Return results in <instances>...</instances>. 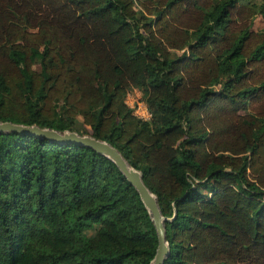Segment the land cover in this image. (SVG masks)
I'll list each match as a JSON object with an SVG mask.
<instances>
[{
	"label": "trees",
	"instance_id": "1",
	"mask_svg": "<svg viewBox=\"0 0 264 264\" xmlns=\"http://www.w3.org/2000/svg\"><path fill=\"white\" fill-rule=\"evenodd\" d=\"M134 3L0 0V119L116 146L174 215L164 264H264V0ZM156 246L112 160L0 132V264H150Z\"/></svg>",
	"mask_w": 264,
	"mask_h": 264
},
{
	"label": "water",
	"instance_id": "2",
	"mask_svg": "<svg viewBox=\"0 0 264 264\" xmlns=\"http://www.w3.org/2000/svg\"><path fill=\"white\" fill-rule=\"evenodd\" d=\"M0 132H15L32 134L61 143H76L93 148L98 153L112 160L127 180L134 186L142 200L155 228L157 246L150 264H164L170 254V247L166 237V222L172 220L165 216L159 206L156 194L146 185L141 170L132 166L121 151L107 140L93 136L91 133H79L76 130H60L37 123H21L0 119Z\"/></svg>",
	"mask_w": 264,
	"mask_h": 264
},
{
	"label": "rangeland",
	"instance_id": "3",
	"mask_svg": "<svg viewBox=\"0 0 264 264\" xmlns=\"http://www.w3.org/2000/svg\"><path fill=\"white\" fill-rule=\"evenodd\" d=\"M140 1L142 0H135V8H139L140 7ZM254 2H260L261 0H252ZM252 29L254 30H259V29H264V17H262L261 14H257L254 18H253V22H252ZM174 51V50H172ZM176 52L178 54H180L182 52V50H176ZM34 68H36L37 70H39L40 66L39 64H34ZM144 88L140 87V86H132L131 88H129L127 90V93L125 95V102L126 104L132 108V111L134 113V108L132 107V104H135V100H140L144 105L147 106V103L145 101V92H144ZM144 92V93H143ZM148 108V106H147ZM149 109V108H148ZM135 114V113H134ZM78 118L80 119V121H82V116L78 115ZM88 127V126H87ZM89 128V127H88ZM92 232V231H91Z\"/></svg>",
	"mask_w": 264,
	"mask_h": 264
},
{
	"label": "built area",
	"instance_id": "4",
	"mask_svg": "<svg viewBox=\"0 0 264 264\" xmlns=\"http://www.w3.org/2000/svg\"><path fill=\"white\" fill-rule=\"evenodd\" d=\"M127 102V101H126ZM134 113L143 119H149L151 112L140 100H135V104H132Z\"/></svg>",
	"mask_w": 264,
	"mask_h": 264
}]
</instances>
